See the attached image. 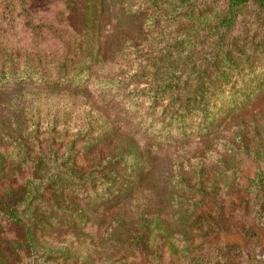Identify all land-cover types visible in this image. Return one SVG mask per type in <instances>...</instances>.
Masks as SVG:
<instances>
[{
	"label": "rangeland",
	"instance_id": "obj_1",
	"mask_svg": "<svg viewBox=\"0 0 264 264\" xmlns=\"http://www.w3.org/2000/svg\"><path fill=\"white\" fill-rule=\"evenodd\" d=\"M26 1L44 5L46 0H0V29L22 46L28 41L21 16ZM225 1L211 0L206 15H193L196 24L213 17ZM122 2L75 3V22L83 26L102 82L111 73L131 74L140 57L146 63L149 43L159 38L148 31V21L166 25V32L184 30L190 23L186 16L179 18L181 23L168 22L170 14L150 6V0ZM122 6L127 17L121 16ZM256 15L252 6L240 10L236 31L253 29ZM261 72L263 67L255 68ZM261 80L264 87V75ZM143 87L147 84H132L119 92ZM103 89L104 84L78 93L29 89L25 97L19 92L22 114L12 105L17 93H0V201L8 196L16 200L26 192L28 179L45 177L48 172L43 171L84 172L104 167L108 157L116 160L112 170L89 176L95 182L105 171L111 180L102 181L94 196L76 195L53 183L40 189V198L26 201L32 208L22 211L18 206L20 222L0 212V264H264V206L257 208L264 202V180L256 203L250 194L255 187L250 181L264 173V92L230 121L215 114L217 135L190 134L186 139L171 132L163 150L141 155L127 146L133 144L131 129L141 119L137 137H145L146 119L132 106L108 113L100 104L108 99ZM130 101L140 98L131 95ZM116 118L124 123V133H115ZM106 126L113 142L123 145L122 150L114 148L118 155L111 145L96 142ZM230 140L237 141L236 148L229 146ZM145 167L147 177L140 179ZM252 203L260 215L251 211ZM248 230L255 237L244 232Z\"/></svg>",
	"mask_w": 264,
	"mask_h": 264
},
{
	"label": "trees",
	"instance_id": "obj_2",
	"mask_svg": "<svg viewBox=\"0 0 264 264\" xmlns=\"http://www.w3.org/2000/svg\"><path fill=\"white\" fill-rule=\"evenodd\" d=\"M56 1L46 0L44 5L35 1L24 2L21 16L23 31L28 35L25 46L13 43L0 29V93H17L11 98L19 114H22L19 102L22 95L19 92L23 93V97L27 96L29 89L78 93L91 85L102 87L104 84L106 90L102 92L108 94V99L100 104L108 113L132 106V110L139 111L146 119L148 127L145 126V137H139L140 140L137 137L143 129L141 119L138 127L131 129L134 142L127 147L133 152L147 155L163 150L171 140L168 136L171 132L186 139L190 134L206 138L217 135L220 131L213 123L215 114L222 117L224 123L230 121L247 111L259 94L264 92L261 85L264 72L255 73V68H264V0H226L213 17H204L198 24L196 17L207 14L211 0H150V6L154 5L156 10L170 14L168 22L178 20L181 23L179 18L182 16L190 18L189 25L184 28H187L185 35L184 30L175 28L171 30L173 32H166V25L148 21V31L156 33L159 38L149 43L144 55L146 63L140 57L131 74L111 73L109 78L104 77L108 78L105 82L99 79L97 62L91 45L84 39L83 26L75 22L78 11L76 0ZM248 6L257 10L252 22L254 28L237 32L239 11ZM122 10H125L124 6ZM193 15L196 17L193 18ZM121 16L128 15L122 11ZM118 52L121 53V49ZM134 52L141 56L139 47H135ZM141 83L147 84V87L119 92L122 87ZM131 95L140 98V101L130 103ZM14 97H17V101ZM142 102L146 106L140 111V105L144 106ZM125 111V115L130 117ZM113 123L115 133L117 130L122 133L126 131L120 119L116 118ZM107 128L100 129V139L96 142L100 140L106 146L122 150L123 145L113 142V135L107 133ZM236 145L237 141H229L231 148H236ZM114 151L119 154L117 150ZM109 158L104 167L84 172L71 169L66 173L57 168L43 171L44 174L48 172L45 177L28 179L26 192L16 200L8 196L0 201L1 214L20 222L17 211L21 207L18 206H23L22 211L28 206L32 208L30 205L33 203L27 204L26 201L40 198V189L53 183L65 185L71 192L83 197L96 195L99 184L102 181L111 184V180L106 179L105 171L95 182V177L89 176L92 172L98 174L104 168L112 170L116 160ZM145 169L141 170L140 179L147 177ZM263 180L264 173H260L250 181L255 184L250 193L255 195V203ZM115 186L114 183L111 187ZM263 206L264 202L257 208L263 210ZM258 209L251 204L255 216L260 215ZM244 232L255 237L252 231Z\"/></svg>",
	"mask_w": 264,
	"mask_h": 264
}]
</instances>
